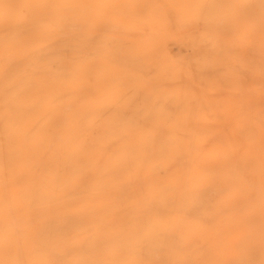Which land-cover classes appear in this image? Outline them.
I'll use <instances>...</instances> for the list:
<instances>
[{
  "label": "bare ground",
  "instance_id": "bare-ground-1",
  "mask_svg": "<svg viewBox=\"0 0 264 264\" xmlns=\"http://www.w3.org/2000/svg\"><path fill=\"white\" fill-rule=\"evenodd\" d=\"M184 1L218 12L0 0V264H264V103L221 133L233 71L177 82L172 53L155 61ZM179 39L196 67L218 69L202 56L216 31Z\"/></svg>",
  "mask_w": 264,
  "mask_h": 264
},
{
  "label": "rangeland",
  "instance_id": "rangeland-1",
  "mask_svg": "<svg viewBox=\"0 0 264 264\" xmlns=\"http://www.w3.org/2000/svg\"><path fill=\"white\" fill-rule=\"evenodd\" d=\"M203 2H205L207 5L206 0H204ZM188 4L189 3L187 1L180 2L181 7L183 6L182 10L178 12L177 11L172 12L173 20L175 23H176V19L179 16L180 17L184 16V20L179 26L181 29H179V27L176 25H173L170 28L171 35L172 32L175 33L172 35L173 37H171L173 38L172 39L173 41L168 39L169 41L166 44V46L168 45L167 47L163 44L165 43V41L162 42L161 45H159L160 41L156 43L157 49L155 53V61L158 63L160 62L165 63L166 55L172 53L171 54L172 60H174L179 67L178 69L179 71L177 70L176 73L174 74V76L177 75L176 76L178 77L177 80L180 79L177 82H182L187 79L185 76H183L184 73L187 72L186 71L187 69L192 73H196L200 71L206 75L208 73L209 74L212 73V74H216L217 76L218 74L217 85L218 84L222 85V80L220 79V70L233 71L234 76L240 79V83L238 87L232 88L231 92L233 91L232 93L234 94L228 93L227 97L233 95L234 97H236L237 101L236 104H232L231 112L227 116L218 115L219 124L217 123L215 125L216 127L219 128L221 126V128L219 129L221 130V133H225V130L227 133H230L228 126H232L233 123H235V125L242 123V122L236 123L237 121H235V119L244 116V113H241L240 115L237 114L238 109L240 107L244 112H246V106L248 102L251 103L252 99L257 100L258 99L257 97L259 95H261L259 96V98L260 97L261 98L258 100L261 103H264V94H263L264 93V0H214L213 4L217 5L218 7V12L216 11V13H213L212 11L208 12V9L206 7H204L203 10V8H200V5L198 7H189ZM192 20H196V21H192ZM217 20H218V24H217ZM208 21L211 25L208 23ZM184 26L188 30L184 31L183 29H186L184 28ZM190 26L193 29L190 30ZM181 30H183L184 32L182 33ZM200 30H207L209 33L216 31L218 34V41L215 45L217 46V49L211 50L208 48V45L206 47L204 46L202 49L203 58L204 59L206 58L205 60L210 63L212 61L215 63L217 62L216 65H218V69H215L211 66H205L201 68L196 67V63L192 58L196 49L195 46L193 45L192 42H182L179 39V38L188 37L189 41L194 40L198 37ZM129 35L131 38H136L135 33L130 32ZM166 50L168 51V53ZM180 67H181V71H180ZM171 83H173V81ZM243 83H245L244 87H243ZM164 86L165 83L157 84L156 91L160 90V87H164ZM240 86L243 87V89L242 88L240 89ZM251 86L255 87L256 88L255 90H257V92H255L254 90L252 93H250L249 91L251 89L250 88ZM224 87L228 88L226 86ZM220 90L221 89H218L219 92L216 91L215 94L217 95L216 97H218V99L221 98L222 95H224V92H221ZM235 90L236 92H234ZM205 93L206 92H203V94ZM237 96L241 97L242 99L238 98ZM248 96L250 97V99H248L249 98ZM244 97L245 98L248 97L247 98L248 100L246 99L247 102L244 99ZM259 107L264 108V105H262V107L261 106ZM183 109H185V107ZM202 123H201L202 126L199 127L198 131L205 130L207 125L214 126V124L211 121H208L207 123L206 122H202ZM211 200L212 202H214L216 199L214 196H212Z\"/></svg>",
  "mask_w": 264,
  "mask_h": 264
}]
</instances>
